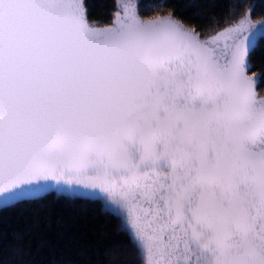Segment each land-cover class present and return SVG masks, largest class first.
Listing matches in <instances>:
<instances>
[{"label":"snow or ice","instance_id":"snow-or-ice-1","mask_svg":"<svg viewBox=\"0 0 264 264\" xmlns=\"http://www.w3.org/2000/svg\"><path fill=\"white\" fill-rule=\"evenodd\" d=\"M118 7L100 26L85 0H0V210L83 199L116 224L102 259L5 227L0 264H264V20L230 7L206 35Z\"/></svg>","mask_w":264,"mask_h":264},{"label":"trees","instance_id":"trees-1","mask_svg":"<svg viewBox=\"0 0 264 264\" xmlns=\"http://www.w3.org/2000/svg\"><path fill=\"white\" fill-rule=\"evenodd\" d=\"M85 4L90 20L98 22L99 25L111 22L115 11V0H85ZM252 4L254 5L252 18L264 19V0H141L139 13L143 18H150L157 14H167L175 9L177 18L192 17L202 32L211 35L219 30L212 27L213 15L222 18L231 7L238 19ZM224 26V24L220 25L221 28ZM249 61L252 72L261 74L258 92L263 95L264 40H260L257 47L250 52ZM69 204L68 201L49 196L43 201L20 203L7 210H0V229L6 227L8 232H12L17 228L32 225L33 221L38 219V223L27 231L25 237V243L32 248H36L44 240L54 243L59 229H70L76 231L81 244L94 249L96 258L102 259L100 255L102 245L97 243L94 234L102 229L114 232L115 221L96 211L94 205L83 199L75 201V208ZM80 205H85L86 210L81 209Z\"/></svg>","mask_w":264,"mask_h":264},{"label":"water","instance_id":"water-1","mask_svg":"<svg viewBox=\"0 0 264 264\" xmlns=\"http://www.w3.org/2000/svg\"><path fill=\"white\" fill-rule=\"evenodd\" d=\"M140 2H141V0H138V4H140ZM253 5V4H252ZM117 11H121V9L118 7V0H115V11L113 12V16H112V19L114 18V15H115V13L117 12ZM248 12V9L246 10V12L245 13H247ZM244 13V14H245ZM251 14H252V12H251ZM139 15H140V13H139ZM141 16V15H140ZM243 16V15H242ZM142 17V16H141ZM143 18V17H142ZM251 18H252V15H251ZM252 20H253V22L255 23V22H257V21H260V20H264V19H260V20H254L253 18H252ZM112 21V20H111ZM111 23V22H110ZM100 26H103V25H100ZM213 34H215V33H213ZM213 34H211V35H213ZM252 74V69H251V65H250V69H249V75H251ZM257 80L259 81V75L257 76Z\"/></svg>","mask_w":264,"mask_h":264},{"label":"rangeland","instance_id":"rangeland-1","mask_svg":"<svg viewBox=\"0 0 264 264\" xmlns=\"http://www.w3.org/2000/svg\"><path fill=\"white\" fill-rule=\"evenodd\" d=\"M252 69V68H251ZM253 73V72H252ZM259 82V81H258ZM264 95V94H263Z\"/></svg>","mask_w":264,"mask_h":264}]
</instances>
